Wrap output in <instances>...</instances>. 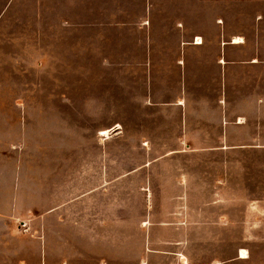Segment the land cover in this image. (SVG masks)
I'll return each instance as SVG.
<instances>
[{
    "label": "rangeland",
    "instance_id": "1",
    "mask_svg": "<svg viewBox=\"0 0 264 264\" xmlns=\"http://www.w3.org/2000/svg\"><path fill=\"white\" fill-rule=\"evenodd\" d=\"M100 1L0 0V264H264L263 0Z\"/></svg>",
    "mask_w": 264,
    "mask_h": 264
},
{
    "label": "crops",
    "instance_id": "2",
    "mask_svg": "<svg viewBox=\"0 0 264 264\" xmlns=\"http://www.w3.org/2000/svg\"><path fill=\"white\" fill-rule=\"evenodd\" d=\"M98 3H102V2L100 1ZM204 5H205L204 0L202 2H201V0H199L198 6H197V13H196L197 15L195 16V14H191L190 0H181V16H180V19L177 20V21H179L178 23H179V26L181 27L180 29L183 33L189 35L191 28L194 30V32L196 31L194 36H198L197 37L198 40L195 42L198 45H201L203 43L201 32H203V30L205 28L204 27V23H205L204 17L202 16V10L204 9ZM261 5H262V10H263V14H262L263 20L262 21L264 22V0H263ZM138 9L140 11V14L144 18H148L149 24L151 22H153V20L157 16V4L153 0H149V2H142L141 1L140 7ZM194 19L196 21L195 24L192 22V21H194ZM199 37H201V38H199ZM242 41H243V38L241 36L239 37L238 35H234V40L232 41V44H238ZM185 59H186V57H184V60L182 61L183 64H186ZM224 61L226 62L225 58H224ZM255 62H257L256 57H254L252 60V63H255ZM186 68L188 69L187 66H186ZM261 102H263L262 104H264V98L261 99Z\"/></svg>",
    "mask_w": 264,
    "mask_h": 264
},
{
    "label": "bare ground",
    "instance_id": "3",
    "mask_svg": "<svg viewBox=\"0 0 264 264\" xmlns=\"http://www.w3.org/2000/svg\"><path fill=\"white\" fill-rule=\"evenodd\" d=\"M239 37H240V36H239ZM199 38H201V37H199ZM104 132H105V131H104ZM240 257H241V258H248V257H249L248 251H247L246 249L243 248V249L241 250V255H240ZM184 258H185V260H187L186 257H184Z\"/></svg>",
    "mask_w": 264,
    "mask_h": 264
}]
</instances>
